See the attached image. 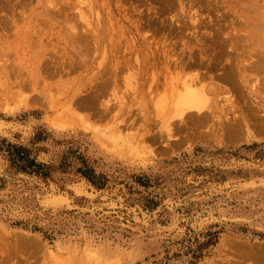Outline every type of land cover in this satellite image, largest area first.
<instances>
[{"label":"rangeland","instance_id":"1","mask_svg":"<svg viewBox=\"0 0 264 264\" xmlns=\"http://www.w3.org/2000/svg\"><path fill=\"white\" fill-rule=\"evenodd\" d=\"M116 1L0 0V264H264L249 2ZM190 84L208 100L189 115Z\"/></svg>","mask_w":264,"mask_h":264},{"label":"bare ground","instance_id":"2","mask_svg":"<svg viewBox=\"0 0 264 264\" xmlns=\"http://www.w3.org/2000/svg\"><path fill=\"white\" fill-rule=\"evenodd\" d=\"M100 1H102V0H100ZM108 1V0H107ZM156 1V0H155ZM159 1V0H158ZM175 1H177V0H175ZM189 2H190V0H188ZM198 1V0H197ZM197 1H195V2H197ZM206 0H203L202 2H203V4H204V2H205ZM213 1H215V0H213ZM226 1V0H225ZM232 1V0H231ZM239 2H241V3H243V2H246V1H248L249 3H248V6H247V9H249V10H247L246 8H244V7H246L245 5H243L242 7L244 8H242L243 10H247V11H244L243 13V15H245V17L247 16L246 15V12H248V16L246 17L247 19H250L249 20V23H250V25L252 26V33H251V35L249 34V36H251V37H253V38H255V37H258L260 34H264V0H238ZM104 2V1H103ZM102 2V3H103ZM106 2V1H105ZM118 2V0L116 1V4L115 5H120V4H118L117 3ZM166 2V1H165ZM171 2V4H172V0L170 1ZM169 1H167L166 3H170ZM207 2V1H206ZM222 2V1H221ZM234 2V1H233ZM165 3V4H166ZM201 3V2H200ZM210 3V2H209ZM213 3V2H212ZM211 3V4H212ZM219 3V2H218ZM247 3V2H246ZM174 5V7H176L175 5V3H173ZM202 4V3H201ZM206 5L208 4V3H205ZM204 4V5H205ZM210 4V5H211ZM219 4H222V3H219ZM218 4V5H219ZM232 4V3H231ZM237 4V3H236ZM102 5H104V4H102ZM113 5V4H112ZM170 5V4H169ZM182 5V4H181ZM188 5V4H187ZM196 5V4H195ZM214 5H215V3H214ZM217 5V6H218ZM237 5H239L240 6V4L238 3ZM172 5H171V7H173ZM178 6V5H177ZM212 6V5H211ZM219 6H221V5H219ZM119 7V6H118ZM161 7H162V5H161ZM173 7V8H174ZM200 7V6H199ZM207 7V6H206ZM209 7V6H208ZM213 7V6H212ZM214 7H216V5L214 6ZM214 7H213V9H214ZM223 7V6H222ZM224 7L226 8L227 6H225L224 5ZM249 7V8H248ZM115 8L117 9V7L115 6ZM167 8H169L168 6H167ZM172 8V9H173ZM211 8V7H210ZM162 9H165L166 10V8H162ZM171 9V8H170ZM175 9V8H174ZM206 8H204V10H205ZM213 9H211V12H212V10ZM221 9V8H220ZM227 9V8H226ZM226 9H224V10H226ZM121 10V9H120ZM169 10V9H168ZM203 10V9H202ZM210 10V9H209ZM222 10V9H221ZM167 11V10H166ZM174 11V10H173ZM215 11V10H214ZM213 11V12H214ZM228 12H225V11H222V12H224L225 14L224 15H222V17L224 18V17H226V19H227V17H229V14H231V13H229V10H227ZM205 12V11H204ZM210 12V13H211ZM150 13V12H149ZM170 13V12H169ZM191 13H194V14H197V13H195V10H193V11H191ZM208 13V12H207ZM221 13V12H220ZM178 14V13H177ZM213 14V13H212ZM217 14V13H216ZM241 14V13H240ZM120 15V14H119ZM162 15H163V12H162ZM161 14H160V16H162ZM169 15H171V13L169 14ZM174 15V14H173ZM219 15V14H218ZM127 16V15H126ZM155 16V15H154ZM192 16H194L193 14H192ZM195 16H197V15H195ZM194 16V17H195ZM207 16V15H206ZM241 16H242V14H241ZM123 16H121V18H122ZM157 17V16H156ZM170 19L169 20H172L171 19V17L170 16H168ZM202 17H203V14H202ZM207 17H209V16H207ZM206 17V18H207ZM240 17V15H238V17H237V19ZM255 17V18H254ZM125 18V17H124ZM123 18V19H124ZM182 17H180V19H181ZM216 18V17H215ZM222 18V19H223ZM235 18V17H234ZM242 18H244L243 16H242ZM122 19V20H123ZM131 19L132 18H129V20L131 21ZM159 19V18H158ZM204 19V18H203ZM125 20V19H124ZM149 20H151L150 18H149ZM154 20V19H153ZM152 20V22H154ZM178 20V19H177ZM196 20H197V22H196ZM201 20V19H200ZM199 19H197V18H195V20H193V21H195L196 23H194V25L195 26H199V27H201L202 25H204L205 24V22L207 21H205L204 22V24H203V20L202 21H200ZM216 20V19H215ZM219 20V19H218ZM128 21V20H127ZM130 21H128L129 23H130ZM160 21V20H159ZM167 22H168V19L166 20ZM181 21L183 22V19H181ZM180 21V22H181ZM220 21H222L221 20V18H220ZM236 21V20H235ZM127 22V23H128ZM158 22V21H157ZM161 22V21H160ZM171 22V21H170ZM187 22V21H186ZM208 22V21H207ZM206 22V24H208ZM215 22V21H214ZM245 22V20L243 21V23ZM156 23V22H155ZM163 23V22H162ZM188 23V22H187ZM220 23H222V22H220ZM224 23V22H223ZM242 23V22H241ZM242 23V24H243ZM248 23V24H249ZM150 24H152V23H150ZM174 24H176L177 25V23H175V21H174ZM179 24V23H178ZM206 24H205V26H206ZM215 24V23H214ZM218 24V26L219 25H223V24H219V23H217ZM231 24V23H230ZM163 25V24H162ZM161 25V26H162ZM170 25V24H169ZM159 27V28H162V27ZM216 26V25H215ZM247 26H249V25H247ZM165 28V27H164ZM233 28H235V27H233ZM251 28V27H250ZM250 28H248L247 27V29H249L250 30ZM166 29V28H165ZM182 29H183V27H182ZM158 30V29H157ZM215 30H217V34L215 35V34H213L214 36H216V37H219V36H221V37H225V38H230V37H232L231 36V34L229 33V32H227V31H225L224 29H223V26H222V28L219 26L218 27V29H215ZM124 31V30H123ZM179 31V30H178ZM245 31H246V29H245ZM160 32V31H159ZM125 33V32H124ZM186 32H184V34H185ZM195 33V32H194ZM216 33V32H215ZM170 34V33H169ZM177 34V33H176ZM82 35H86V33H84V34H82ZM175 35V34H174ZM244 36H247L248 34H243ZM248 36V37H249ZM226 71V70H225ZM239 74H241V69H240V72H239ZM238 74V75H239ZM238 75L235 73V70H234V68H233V66H229L228 67V69H227V71H226V73H224V74H219V79L220 80H223L224 82H225V84H227L229 87H230V89H235V88H237V77H238ZM207 93H206V91H205V89H201V90H199L197 87H194V85L193 84H190V85H188L187 87H186V89H185V91L183 92V95L181 96V104H180V106H181V111L182 112H185L186 111V114H192L194 111H197V112H202V111H204V109H205V106H206V103H207V100H208V97H207ZM232 119V118H231ZM237 121H239V120H236V121H233V122H230L229 124H232V126L233 127H229L228 128V125H227V129L230 131V132H232V133H236L238 130H239V128H243V124H242V121L241 122H237ZM237 124H239V126L237 125ZM241 124V125H240ZM256 124H257V122H256ZM261 125L263 126V128H264V119H263V121H262V123H261ZM260 125V126H261ZM261 132V131H260ZM262 132L264 133V130H262ZM264 246V245H263ZM254 247V246H253ZM240 248V247H239ZM258 248H260V247H258ZM255 250H256V248H254ZM255 250H254V252H255ZM240 252V251H239ZM253 252V251H252ZM261 252H263L262 251V249H261ZM245 253V252H244ZM243 254V253H242ZM242 254H241V256L239 255V257H244V256H242ZM246 254V253H245ZM244 255V254H243ZM247 255V254H246ZM263 255H264V253H263ZM249 257V256H248ZM252 257H256V256H252ZM264 257V256H263ZM247 258V257H246ZM246 258H244V259H246ZM257 258V261H258V256L256 257ZM248 259V258H247ZM247 259H246V261H247ZM250 259V258H249ZM261 259H263V262H264V258H261ZM251 260V259H250ZM253 260V262H255L256 261V259H252ZM255 260V261H254ZM256 261V262H257ZM255 262V264H258V263H256ZM239 264V263H238ZM242 264V263H241ZM259 264H262V263H260V260H259Z\"/></svg>","mask_w":264,"mask_h":264},{"label":"trees","instance_id":"3","mask_svg":"<svg viewBox=\"0 0 264 264\" xmlns=\"http://www.w3.org/2000/svg\"><path fill=\"white\" fill-rule=\"evenodd\" d=\"M27 153L28 152L25 149H23L22 147H18V154L17 155L19 156L20 159H25V160L29 161L31 165L36 164L34 162V159H30V157ZM41 167H43V165H40V168Z\"/></svg>","mask_w":264,"mask_h":264}]
</instances>
